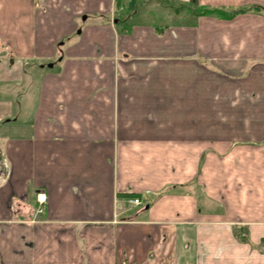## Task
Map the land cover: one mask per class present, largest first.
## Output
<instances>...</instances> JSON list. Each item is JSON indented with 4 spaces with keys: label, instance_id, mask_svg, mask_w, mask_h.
<instances>
[{
    "label": "crops",
    "instance_id": "1",
    "mask_svg": "<svg viewBox=\"0 0 264 264\" xmlns=\"http://www.w3.org/2000/svg\"><path fill=\"white\" fill-rule=\"evenodd\" d=\"M113 1L0 0V264H264V14Z\"/></svg>",
    "mask_w": 264,
    "mask_h": 264
},
{
    "label": "rangeland",
    "instance_id": "2",
    "mask_svg": "<svg viewBox=\"0 0 264 264\" xmlns=\"http://www.w3.org/2000/svg\"><path fill=\"white\" fill-rule=\"evenodd\" d=\"M130 3L135 4L134 9L139 13L138 19L143 20L144 22L151 23L157 27H164L169 25H178L187 23L190 24L192 17H200L197 4L193 2H173L170 0H127L123 3V7L120 10H114V15L121 18L118 14L125 6H128ZM212 17V16H206ZM215 18V17H212ZM218 19V18H217ZM109 21V18H108ZM86 24H91L87 22ZM86 24L81 23L80 27L72 35L71 41H78L80 32ZM158 29V28H157ZM39 209H36L38 214Z\"/></svg>",
    "mask_w": 264,
    "mask_h": 264
},
{
    "label": "trees",
    "instance_id": "3",
    "mask_svg": "<svg viewBox=\"0 0 264 264\" xmlns=\"http://www.w3.org/2000/svg\"><path fill=\"white\" fill-rule=\"evenodd\" d=\"M127 0H114L113 6L114 10H120L123 7V3ZM195 3V2H193ZM196 4V3H195ZM198 10L200 11V16H212L219 19H230L233 16L239 14V13H246V12H261L264 14V9L260 7H249V8H241V9H232V10H223L219 8H210V7H202L197 5ZM128 198H135L136 196H127ZM238 239L241 242L245 241V237L243 235H238Z\"/></svg>",
    "mask_w": 264,
    "mask_h": 264
},
{
    "label": "built area",
    "instance_id": "4",
    "mask_svg": "<svg viewBox=\"0 0 264 264\" xmlns=\"http://www.w3.org/2000/svg\"><path fill=\"white\" fill-rule=\"evenodd\" d=\"M47 196L43 191H39L35 193V202L37 203V209L39 213L42 212L41 207L46 203ZM128 204L132 206L141 207L142 203L138 198H131L128 200Z\"/></svg>",
    "mask_w": 264,
    "mask_h": 264
},
{
    "label": "water",
    "instance_id": "5",
    "mask_svg": "<svg viewBox=\"0 0 264 264\" xmlns=\"http://www.w3.org/2000/svg\"><path fill=\"white\" fill-rule=\"evenodd\" d=\"M84 19V18H83ZM48 67H51V65H48Z\"/></svg>",
    "mask_w": 264,
    "mask_h": 264
}]
</instances>
